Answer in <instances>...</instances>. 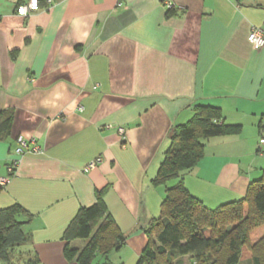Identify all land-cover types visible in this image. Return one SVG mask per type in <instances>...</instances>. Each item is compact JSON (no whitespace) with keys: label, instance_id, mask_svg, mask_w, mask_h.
<instances>
[{"label":"crops","instance_id":"obj_1","mask_svg":"<svg viewBox=\"0 0 264 264\" xmlns=\"http://www.w3.org/2000/svg\"><path fill=\"white\" fill-rule=\"evenodd\" d=\"M26 1L0 0V111L13 112L0 176L18 159L0 209L30 214L24 230L41 264H76L63 232L97 192L125 236L107 264L136 263L165 196L152 179L195 105L219 108L238 130L204 141L182 178L188 192L215 208L261 176L264 45L247 36L264 30V0H47L17 15ZM18 138L37 152L15 155Z\"/></svg>","mask_w":264,"mask_h":264},{"label":"trees","instance_id":"obj_2","mask_svg":"<svg viewBox=\"0 0 264 264\" xmlns=\"http://www.w3.org/2000/svg\"><path fill=\"white\" fill-rule=\"evenodd\" d=\"M38 1L40 5L47 0ZM172 8H167L168 14ZM12 119V110L0 111V139L11 128ZM236 130L237 125L224 123L220 109L210 105H195L187 122L172 127L169 146L152 179L153 185L165 186V196L159 215L144 227L147 241L135 264H179L175 259L185 256L193 264H264V169L244 196L215 208L192 196L182 182L202 157L205 140ZM29 219L30 214L17 203L0 209V264H41L28 248L24 225ZM62 238L68 242L65 258L76 264H107L109 254L125 243L101 192L92 205L78 209ZM75 239L86 243L78 249L69 244Z\"/></svg>","mask_w":264,"mask_h":264},{"label":"built area","instance_id":"obj_3","mask_svg":"<svg viewBox=\"0 0 264 264\" xmlns=\"http://www.w3.org/2000/svg\"><path fill=\"white\" fill-rule=\"evenodd\" d=\"M50 2V0H48ZM171 5L169 3H166V7L169 8ZM21 9H24V13L21 14ZM39 9V1L35 0V7H33V0H27L26 2L20 3L16 8V14L19 16H26L31 12L37 11ZM250 43L253 45V47L258 50L264 45V30L259 27H252L249 31V34L247 36ZM117 132L120 136H123L124 130L123 128H117ZM258 151L260 153H264V126L260 129L259 136H258ZM27 152H37L36 148H30L27 141L23 138H18L17 140V146L14 148L13 153L17 156H21ZM100 158H96L93 160L89 166L95 165ZM18 164V159H12L7 164V176H0V188H2L6 182L9 180V177L12 176V174L15 171V168ZM88 166V167H89ZM87 169V167H86Z\"/></svg>","mask_w":264,"mask_h":264},{"label":"rangeland","instance_id":"obj_4","mask_svg":"<svg viewBox=\"0 0 264 264\" xmlns=\"http://www.w3.org/2000/svg\"><path fill=\"white\" fill-rule=\"evenodd\" d=\"M170 184L169 185H171L172 184V182H169ZM85 245V244H84ZM84 245H74V247H76V248H78V249H80V248H82ZM22 258V257H21ZM179 261V264H193V259L192 258H190V257H188V256H185V257H179V258H177V259H175V261ZM22 264V263H21Z\"/></svg>","mask_w":264,"mask_h":264},{"label":"snow or ice","instance_id":"obj_5","mask_svg":"<svg viewBox=\"0 0 264 264\" xmlns=\"http://www.w3.org/2000/svg\"><path fill=\"white\" fill-rule=\"evenodd\" d=\"M33 7H35V0H33ZM24 9H21V14H23L24 13Z\"/></svg>","mask_w":264,"mask_h":264}]
</instances>
